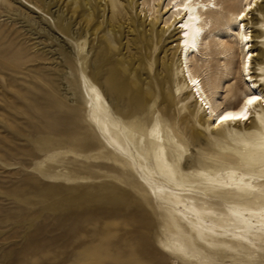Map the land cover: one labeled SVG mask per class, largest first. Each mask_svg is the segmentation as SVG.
Listing matches in <instances>:
<instances>
[{"label":"rangeland","instance_id":"374dc122","mask_svg":"<svg viewBox=\"0 0 264 264\" xmlns=\"http://www.w3.org/2000/svg\"><path fill=\"white\" fill-rule=\"evenodd\" d=\"M215 1L224 15L241 7L240 0ZM150 3L0 0V264H264V240H203L157 204L137 184L132 162L106 148L89 113L82 72L109 115L142 135L138 152H147L142 143L159 120L172 135L186 132L188 151L175 156L181 164L213 160L227 145L201 127L192 139L193 124L182 123L190 97L178 85L179 23L168 26L164 3ZM211 18L213 26L226 24ZM252 50L255 71L264 54ZM218 52L212 46L206 70L197 71L206 91L222 80L216 97L227 107L241 96L223 97L240 81L243 54L235 50L230 61ZM178 233L200 245L168 249Z\"/></svg>","mask_w":264,"mask_h":264},{"label":"bare ground","instance_id":"6f19581e","mask_svg":"<svg viewBox=\"0 0 264 264\" xmlns=\"http://www.w3.org/2000/svg\"><path fill=\"white\" fill-rule=\"evenodd\" d=\"M149 1L153 7L154 2L164 3V12L169 13L164 22L168 26L175 20L179 23L175 27L179 33L177 73L182 80L178 85L180 90L183 86L189 87L185 98L190 97L182 123L185 124L187 118L193 124L189 134L192 139L197 137V129L201 127L208 133L210 141L218 139L227 145L215 150L213 160L191 161L188 165L184 161L181 164L179 157L175 156L188 151L183 141L186 132L182 130L172 135L166 122L159 120L151 130L149 141L142 143L147 146V152H138L134 142H140L142 135H136L131 125H124L109 115L110 107L105 97L82 72L81 82L88 95L89 113L104 137L106 148L132 162L139 187L154 196L157 204L167 208L199 238L213 241L236 239L248 244L254 240L263 241L264 189L252 192L253 188L264 186V63H258L256 70L252 71L257 55L252 48L259 47L264 54L263 0H240L241 7L229 10L225 15L215 0ZM215 13L225 18L226 24L213 26L211 16ZM212 46L219 48L218 53L228 60L235 50L239 49L243 54L235 69L242 86L239 82L228 84L223 90L226 92L223 97L241 94L231 106H223L216 97L222 80L215 79L206 91L197 71L206 70ZM198 59L203 62L195 68L193 62ZM223 66L227 69L226 63ZM251 96L260 99L249 106L246 120L217 123L225 113L239 112L244 101ZM252 179H258V183H253ZM206 196L218 200H209ZM173 240L175 243L165 245L172 251L184 253L186 249L192 250L194 245H200L196 239L184 241L180 233Z\"/></svg>","mask_w":264,"mask_h":264},{"label":"snow or ice","instance_id":"6c2138e0","mask_svg":"<svg viewBox=\"0 0 264 264\" xmlns=\"http://www.w3.org/2000/svg\"><path fill=\"white\" fill-rule=\"evenodd\" d=\"M244 39H247V37H245ZM258 99H260V97H257V96H251V97L247 98L244 101V105L239 110V112H227L223 116L220 117V119H219V121H217V123L225 122L227 120H237V119L246 120L248 118L247 112H248L249 106L254 104Z\"/></svg>","mask_w":264,"mask_h":264}]
</instances>
